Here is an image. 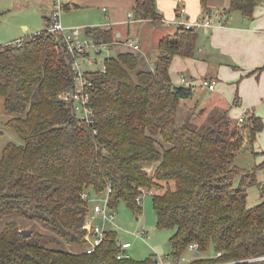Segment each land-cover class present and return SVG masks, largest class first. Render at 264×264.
<instances>
[{"label": "trees", "instance_id": "16d2710c", "mask_svg": "<svg viewBox=\"0 0 264 264\" xmlns=\"http://www.w3.org/2000/svg\"><path fill=\"white\" fill-rule=\"evenodd\" d=\"M257 1L229 0L227 9L250 16ZM132 11L134 19L154 23L163 17L156 0H134ZM47 26L0 44V96L16 113L5 124L23 140L8 141L0 155V264H156L152 256L118 257L114 229L85 250L91 205L81 193L100 196L108 186L109 206L123 200L135 213L136 196L154 190L157 226L175 228L168 241L174 264L191 242L198 252L188 264H264V201L246 203L255 169L235 163L244 130L252 144L262 118L250 114L232 125L225 109L200 123L179 121L180 100L192 91L171 82L169 67L175 55L194 54L198 31L177 24L159 40L153 66L139 50L126 49L107 57L103 68L85 71L92 84L86 119L61 98L75 86V56ZM86 32L97 43L114 38L110 28L86 26ZM145 163H154L153 170ZM21 219L32 221L29 235Z\"/></svg>", "mask_w": 264, "mask_h": 264}, {"label": "crops", "instance_id": "0c3cea01", "mask_svg": "<svg viewBox=\"0 0 264 264\" xmlns=\"http://www.w3.org/2000/svg\"><path fill=\"white\" fill-rule=\"evenodd\" d=\"M79 2L96 4L92 7L100 6V11L104 13V18L92 19L88 22L94 25L84 24L110 28L114 32V38L106 43L105 48L107 51L114 46L117 49L104 57L103 64L107 57L126 49L131 50L125 43L126 39L132 38V33H137L142 26L151 22L133 18L134 0H68L66 5L63 1L64 9L77 7ZM156 2L160 11H166V15L162 13L161 22L166 25L163 28L164 32L172 29L168 35L173 34L177 28V24L175 26L170 24L176 20V12L180 6L186 8V13L183 15L185 18L207 16L211 19L210 26L197 28L198 43L194 54L173 57L169 67L171 82L178 84L172 79L171 73L172 63L177 61L181 70L179 82L181 75H184L187 84L183 85L189 86L190 83L192 92L201 90V87H198L201 77H209L217 81L215 88L209 92L214 93L216 99L228 109L231 118L236 119L241 107H250L251 112L263 120V128L252 143V148L259 153L254 155L252 150L250 151L253 156L252 161H255L254 165L264 161V0L257 1L250 16L237 10L229 11L227 9L229 0H207L205 6L202 5L201 0H156ZM53 3L54 0H49L46 4L49 8L43 16L46 26ZM28 6H31L29 0H0V44L22 39L41 30L35 29L34 32L28 33L25 31L28 27L26 24L23 25L22 20L19 21L13 16L6 17L7 11L14 9L19 12ZM172 6L174 9H171ZM128 12L132 13V18H128ZM163 37L159 36L156 45ZM134 41L139 44L138 50L144 62L153 66L157 56L151 55L152 52L150 53L146 44L147 40L135 37ZM120 44L125 47L118 49ZM157 52L156 50V54ZM239 151L236 152L235 157Z\"/></svg>", "mask_w": 264, "mask_h": 264}, {"label": "rangeland", "instance_id": "374dc122", "mask_svg": "<svg viewBox=\"0 0 264 264\" xmlns=\"http://www.w3.org/2000/svg\"><path fill=\"white\" fill-rule=\"evenodd\" d=\"M49 0H29L31 6L25 8V10L16 11L14 9L6 12V17L13 16L17 20H22L23 25H27L26 32H34L35 29H42L46 27V21L44 19V14L49 10L46 6ZM57 0H54V2ZM65 5L68 0H58ZM63 9L61 12V23L66 28L72 27H84L85 25L92 24L88 23L90 20L104 18V13L101 10V7H92L96 4H85L84 2H79L77 7H71V9ZM171 9H174L172 6ZM161 12L166 15V11ZM180 16L176 17V20H179ZM176 20L171 23V26L176 25ZM88 23V24H84ZM89 26V25H88ZM165 23L157 21L155 23L149 22L141 27L137 33H132V39L142 38L146 41V44L149 47L151 55L157 56L156 50L158 51L157 41L159 36H168L170 30L163 31ZM199 30V29H196ZM125 46L120 44L118 49H122ZM107 48H102V52L96 55L94 51H90L87 55H79L76 57V62L78 63V68L82 71H89L98 68H103V59L109 53H114L117 49L115 46L110 48L109 51ZM158 53V52H157ZM156 54V55H155ZM90 59V60H89ZM179 64L177 61H174L171 66L172 79L175 83L179 82ZM217 83V81H216ZM177 85V84H175ZM196 92H192L191 95L187 98L180 100L179 105V121L190 118L194 122L200 123L201 121L206 120V118L213 112H220L227 109L225 106L216 99L214 93H210V90L206 88H200ZM4 98L0 96V155L3 146L8 141H13L15 143H22L23 140L17 133V131L11 127H8L5 124V121L16 115L14 112H10L4 108ZM229 115V113H228ZM230 116V115H229ZM232 125L236 123V119L231 118ZM242 126V124H238ZM243 130V129H242ZM245 139L243 140L242 151H237L238 154L235 157V163L240 167L246 166L245 168L255 169V178L254 181H251L246 184L247 199L246 203L248 206H252L261 201H264V164L262 163L259 167L255 168L253 156L251 154V140L249 132L244 130ZM236 151V152H237ZM235 152V153H236ZM145 167L152 171L154 163L149 164L145 163ZM242 165V166H241ZM235 184H238L240 181L239 176L235 177ZM152 190H146L142 195V201L140 203V212L135 213L132 208H130L123 200H120L116 207L113 209L114 218L112 221H104L102 218H95L94 224H99L104 229H114L117 233V241L121 243L123 241H130L131 245L126 250L127 253L136 260H143L147 257L152 256L156 260V264H174L171 261V245L169 244V239L174 233L175 228L172 227H158L156 222L155 213L153 210L152 202ZM89 205L92 204L90 200ZM92 206V205H91ZM20 226L24 229H30L33 226L32 221L21 219L19 222ZM38 227V226H36ZM31 231V229H30ZM63 248L69 250H79L80 247L77 245L70 246L68 244L63 245ZM212 254V250L207 252ZM197 255L194 251L186 249L185 253L180 257L177 264H188L193 259V256Z\"/></svg>", "mask_w": 264, "mask_h": 264}, {"label": "built area", "instance_id": "2783aa9c", "mask_svg": "<svg viewBox=\"0 0 264 264\" xmlns=\"http://www.w3.org/2000/svg\"><path fill=\"white\" fill-rule=\"evenodd\" d=\"M63 9V4L60 1H55L53 3L49 23L47 28L57 34L62 35L67 49L75 56L73 68L75 71V86L69 90L61 93V98L63 101L71 104L70 106L74 109L77 115L81 118H88L89 114L92 112L89 100L91 96V80L87 78L85 71H82L78 68V63L76 62V57L79 55H87L90 51H94L96 55L105 47L106 43L100 42L97 43L93 41L90 34L86 32V26L84 27H72L66 28L62 25L60 17ZM186 13L185 6H180L177 9L176 15L180 16L181 19L176 20V24H183L185 27L190 28H199L202 26H210L211 19L207 16L198 17L194 19H188L183 17ZM128 18H132V13L128 12ZM15 43H19L20 39L15 40ZM127 46L131 50H138L139 44L134 41L132 38H127ZM187 78L184 75H181L180 82L182 84H187ZM189 86L191 84L189 83ZM216 86V81L209 77H201L198 83V87L206 88L207 90H213ZM251 112V108L248 106H243L240 109L239 115L236 117L238 122L245 120ZM110 187H107V190L103 195H91L87 191H83L81 196L87 201L92 202L90 213L86 219L85 227L87 232L85 238L87 239V245L85 250L91 252L94 248L102 241L105 229L102 228L99 224H94L95 218H102L104 221H112L114 218L113 209L108 204V193ZM145 191H141L135 198L137 203H141L142 195ZM89 202V201H88ZM131 245L130 241H123L120 243L121 251L117 254L118 257H127V248ZM198 243L191 242L188 245V249L195 251L197 249ZM220 252H217L219 255Z\"/></svg>", "mask_w": 264, "mask_h": 264}, {"label": "water", "instance_id": "95a60500", "mask_svg": "<svg viewBox=\"0 0 264 264\" xmlns=\"http://www.w3.org/2000/svg\"><path fill=\"white\" fill-rule=\"evenodd\" d=\"M22 232L25 234V235H29L30 234V229H22ZM198 251L195 250V253H197Z\"/></svg>", "mask_w": 264, "mask_h": 264}]
</instances>
